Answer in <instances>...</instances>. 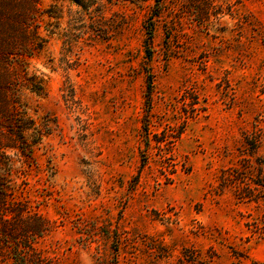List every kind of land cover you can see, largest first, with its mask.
Instances as JSON below:
<instances>
[{
  "label": "rangeland",
  "instance_id": "1",
  "mask_svg": "<svg viewBox=\"0 0 264 264\" xmlns=\"http://www.w3.org/2000/svg\"><path fill=\"white\" fill-rule=\"evenodd\" d=\"M21 2L0 0V53ZM42 9L46 90L22 99L52 131L9 152L10 191L49 221L39 264H264V0Z\"/></svg>",
  "mask_w": 264,
  "mask_h": 264
},
{
  "label": "trees",
  "instance_id": "2",
  "mask_svg": "<svg viewBox=\"0 0 264 264\" xmlns=\"http://www.w3.org/2000/svg\"><path fill=\"white\" fill-rule=\"evenodd\" d=\"M156 1L162 4V0ZM21 4L24 10L18 13L17 24L22 27L25 41L10 49L16 53L3 49L0 55V259L11 260V264H39L35 242L49 231V221L29 200L10 191L14 165L9 152L27 161L35 160L36 148L52 131V119L44 116L37 120L22 99L25 91L39 97L45 94V79L29 73L28 58L42 48L39 41L45 40L39 28L51 11H40L41 0H22ZM10 19L5 11L0 12L4 34L8 33Z\"/></svg>",
  "mask_w": 264,
  "mask_h": 264
}]
</instances>
